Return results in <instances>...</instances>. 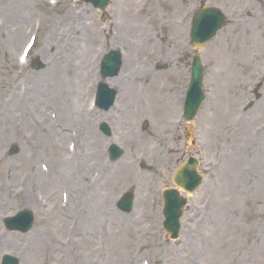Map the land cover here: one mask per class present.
Masks as SVG:
<instances>
[{"label": "rangeland", "instance_id": "rangeland-1", "mask_svg": "<svg viewBox=\"0 0 264 264\" xmlns=\"http://www.w3.org/2000/svg\"><path fill=\"white\" fill-rule=\"evenodd\" d=\"M240 1L237 0L238 4H234L235 0H131L132 23L135 25V30H137V33H133L132 35L149 34L154 40L150 46L153 49V53H150L151 55L149 56L150 59L146 60L144 57L137 58L135 63L139 72L137 81L143 73L146 72V75H148L149 70L161 67L157 72H153V76L146 80L140 79L141 83L138 86L139 91H144L146 94L143 97L148 100L146 103V107L148 108L146 110L143 109L142 104L137 107L141 114L142 112L145 114L144 117H140L143 118L141 121L147 119L149 123V130L143 134V138L147 139L146 147L149 144L152 147L156 146L158 148L159 144L162 146L163 141L160 139V136L167 134L168 130L166 122L164 125H161L162 128L160 129H158L159 127L152 128L154 126V122L152 123L153 113L156 114L155 103L157 101L160 103L164 99L161 103H168L173 107V109L171 107L172 112L168 110L171 114L168 113L167 118L174 117L175 119L177 118L175 113L177 109L173 106V97L177 98L179 95L181 97L188 87L189 76L185 68L189 56L192 59L194 54L188 37L193 14L201 6L212 5L220 8L228 18L227 26L219 32L218 36L212 42L207 44L200 52V56L205 68L204 89L207 97H211L215 83L216 86H220L219 84H221V91L225 95V98L229 97L232 99V107L230 108L229 105L223 111L221 120L217 119L212 124L208 123L209 118L205 117L206 108L205 110L201 109L191 127L183 125L180 128L179 135H182V138L189 132V128H192L191 140H195V147L191 145V142L186 147L182 146V142H179V146L177 145V147L184 148L185 151H191L199 159L200 156L202 157L203 163L201 164V170L205 174V181L202 188L190 198V205L182 220L183 228L179 240L174 242L168 239V236L161 227L162 216L160 211L152 213L142 211L136 207L135 212L130 216H125L118 212L116 208L117 201H119L125 192L132 189L131 186L124 187L122 184H119L114 189L113 194L108 197L111 202V204L108 203V209L110 211L116 209L117 217H100L95 224H92L89 228H85L82 231V235L87 240L89 239V244L86 245L90 247L88 250L83 246H76L77 250L72 248V251H70L69 247L63 245L58 246L54 242L49 241L50 251L52 252L54 250V254L53 252L52 254L57 260L49 261L46 253L47 260L44 255L34 258L31 254L36 249L35 247H40L41 242L39 240H41L42 235L48 230L54 233L55 226L49 225V222L41 219L37 221V224L30 233L20 236V234L6 232L7 230L3 226L2 219L1 224L4 228L2 231L6 232L7 243L0 242V258L1 253L4 251L16 256H23L21 264H76L75 262L69 263L71 260L74 261L75 258L76 262L80 260L81 263H88L87 261L94 260L96 264L102 262L103 259L104 264H143L144 261L149 264H264V111L260 113L261 103L263 105L264 100V85L262 84L264 83V76L262 77L261 74V71L264 69V60H259L255 63L257 69L252 71L251 68L246 66V56L244 57L251 50L244 53L243 57L237 60L239 48L233 49L231 43L230 50L223 52V55L229 52L228 59L221 61L219 69L215 67V62H220L222 56V51L217 47L218 42L221 41L223 43V40L232 33L233 26L237 23L236 14L241 13L250 4H248L247 0ZM259 1L264 2V0H254V10L264 13V9H261L259 6ZM142 4L146 7L142 8ZM73 5L76 6L74 8L75 11L72 9L69 10ZM67 12L72 14L76 29H73L72 23L63 20ZM107 13L110 15V21H103L101 20L100 12L93 9L90 5L81 3L80 0H0V50L2 52L4 45L2 44V40H5L4 38L6 36L10 37L15 30V26L13 25H16V20H12L11 18L18 16L20 22L18 29L21 32V40L15 48L6 44L4 59L8 61L9 57L12 56L14 58L17 56L22 44L27 41L28 36L37 35V45L31 53V60L24 74V79L26 77L29 85H31L32 79L34 78L32 76L36 77L46 73L49 65L51 66L52 53L55 52L54 47L48 50L50 52L48 57L42 53L48 38L52 39L54 37L57 42L65 40L70 43H76L77 40L81 39L85 41L87 39L86 37L90 36L99 39L100 45L101 41L105 40L103 31L107 30L108 32V30L113 29V25L116 23V5L113 0ZM56 25L59 27L66 26L68 30L62 32L61 30L63 29L57 28L49 36L50 29L56 27ZM70 25L71 27H69ZM88 25H91V28L87 30ZM24 29L26 32L23 34ZM245 29L246 34H237L241 32V29L234 30L232 37L236 38L238 35H242L241 40L252 38L253 32L251 30H256V28L246 27ZM94 32H101V38L95 37ZM107 40L108 42L106 43L104 51H96L98 48H95V50L91 48L87 58L90 56L91 60L94 52L101 53L100 58H102L107 51L116 49L111 47L112 40L110 37ZM232 42L234 43L235 40L232 39ZM53 43L56 45L55 42ZM119 49L122 51L121 48ZM64 52L61 51L60 61ZM36 60L43 65L42 69H37V67L32 68V63ZM12 61L14 62L13 69L7 68V73H4L1 68V79L2 77H6L8 80L11 71L16 73V61ZM89 62L92 63V61ZM154 62L160 64L154 67ZM61 63H63V60ZM74 63H76V59H72L71 57L68 65L65 64L67 70L62 68L60 73L65 79L70 76H75ZM98 64L99 62L95 66ZM93 65L94 63L89 68V73L86 78H75V83L71 88V93L77 92L78 94V107L81 106L80 117L78 116L80 121L85 118L88 121L89 118L88 104L91 100L90 83L93 74ZM120 75V78L124 77L123 70ZM120 78H115V84H119ZM11 82L10 80L6 86H3V89H0V106L5 99V92L3 90L11 86ZM126 84L122 83L121 86H126ZM258 84H262V90L260 92L262 98L260 102H256L255 107L249 113L248 118L250 119L247 120L248 125L246 126L249 134L247 138L243 139L242 132L240 133L238 131L235 133L233 130L232 118L234 113H236V107L254 100L251 90ZM144 86H147V88H144ZM150 86H152V89H148ZM55 92L54 90L50 94H45V98H43L42 107L45 110V115L40 118L46 116L45 121L47 122H50L49 114H57L58 117L60 116L58 107L52 106L46 100L48 95L52 97L53 94L55 95ZM59 94L63 96V91H58V99H61L62 97L60 98ZM48 100H50L49 97ZM119 104L123 108V99L120 100ZM67 113L68 111H65V114ZM74 114L75 111L69 115L71 118L68 117L67 120L59 119L58 129L62 128L66 133L65 135H67L63 143V151L65 154L67 153V149L69 150L68 145L72 140L74 142L76 141L75 145L78 151L80 132L78 133V139L73 137L76 131L78 132L77 118ZM25 117H27L26 114L23 115V119ZM135 119L136 116L132 118V121ZM162 121L165 120L163 119L160 122L162 123ZM108 123L114 128L113 120L111 121L109 118ZM157 123L159 122L157 121ZM134 126L127 124L126 128L124 127L122 129L120 135L123 139L128 137L131 140L135 139V135L133 134ZM220 126L223 135L218 134V127ZM137 130L142 135L141 129ZM36 133L37 129L34 125L31 124L28 126L27 138L30 140V143L21 145L20 149L18 150L17 148L16 153L13 155L9 153L12 148L10 142L13 139H8L5 142L0 137V155L5 159L0 166V179L4 178L5 169L9 166V163H12L11 161L17 162L20 165L23 156L31 157V152L34 150L35 156L32 158L36 161L35 169L40 173L42 171L40 169L41 162H44L48 166V161L51 163L49 167L53 171L62 170L66 173L68 172V182L57 185L56 194L60 200L59 193L61 188L71 189V186L76 187L77 181L74 175L75 165L69 159L66 167H59L55 163V156L51 147L45 152L40 147H36L31 143V139H33ZM249 137L251 141H249ZM19 139L17 137V140ZM247 139L248 143L246 142ZM109 141L122 146L125 152L123 160L116 164L111 163L107 156L106 145L109 144ZM109 141L108 143L104 140L100 142L101 146L98 151L104 154L103 158L93 157V154L91 152L89 153L90 157L87 159L86 176L90 178L93 170H104L100 165L104 163L109 164L106 170L111 174V180L113 181L117 180L116 174L120 169L133 168L135 169L134 173L135 171H139L138 161L136 162L135 158L137 151L134 150V146L131 144L130 146H124L117 138H112ZM13 157H15V160H13ZM90 165H93V168L89 172L88 168ZM19 169V167L15 168L11 164V170L7 172L8 178L4 180L3 185L0 184V190H4V187H6L13 194L17 188H24L26 183L29 185V181L34 180L35 182L29 188L31 190L30 192L34 194L36 192H42L44 195V189L36 188L39 182H37V179H32L33 169L31 166L26 170L22 169L21 171L23 172H20ZM149 175L152 176L153 174ZM146 179H148V176L144 177V180ZM8 180H11V183ZM111 180L109 179L108 181L110 182ZM99 181H97L96 187L99 186L101 188L104 183L101 181L100 183ZM142 182L135 184L138 187V202L143 201L140 193L142 191ZM80 183H82V180L79 181ZM228 185L232 187L230 195L224 192ZM20 199L11 198L12 206L13 203H20ZM73 203L78 204L79 202L74 198L71 206ZM79 205L82 207L81 203ZM18 210L14 207L10 212L6 213L5 217L15 214ZM140 212H143L145 216L140 214ZM69 213L79 219V214L73 213L72 211H69ZM130 220L137 221L135 234H126L123 232L125 229L122 224ZM149 221L154 225V231L153 233L147 234L145 228L149 225ZM42 227L43 229H41ZM60 232H58V236ZM36 233L39 234L38 237H35ZM76 234L77 231L73 234L72 240L74 236L81 239ZM137 234L140 235L139 241L136 240ZM45 235L47 237L53 234L49 233ZM28 237H31V240ZM64 237L65 235L63 233L61 239H64ZM124 237H127L129 241L122 247L123 245H120V242L124 240ZM106 238L107 240H105ZM153 238L154 241H152ZM103 242L105 243L100 246L99 244ZM97 245H99V251ZM27 246H31L30 251L27 250L28 253L24 250V247ZM120 253L125 256V259H121Z\"/></svg>", "mask_w": 264, "mask_h": 264}, {"label": "bare ground", "instance_id": "bare-ground-1", "mask_svg": "<svg viewBox=\"0 0 264 264\" xmlns=\"http://www.w3.org/2000/svg\"><path fill=\"white\" fill-rule=\"evenodd\" d=\"M115 2L117 16L116 23L113 25V29H110V31L107 32L106 36L111 37L113 47L125 49V51L123 50L125 52V61L123 63L124 77L120 78L119 85L122 83H127L126 96L124 99L123 108L121 107L120 116L117 119L115 117V122H113L114 125L118 128V133L120 134L122 129L125 127V122H128L131 118H134L138 115L139 108L137 107L142 104L143 108H146V103L148 102V100L143 97L145 96L143 91L141 94L139 92L137 93V91H139L138 84L134 81L132 77L137 75L135 74L137 70L134 69L137 58L150 56V53H153V49H150L149 47L151 46L154 40L149 34L138 36L132 35L133 33H137V30H135V25H133L132 23L131 0H116ZM247 2L248 4H250L241 13L236 14L237 23L233 26V31L241 29V32L237 34L245 33L246 27H256L260 31L251 30L253 32L252 38L243 40H241V38L243 37L242 35H238L236 38H233L232 31V33L229 34L223 40V43L219 41L217 47L222 51V56L219 64H221V61H223L224 59H228L229 52L226 55H223V52L230 50L231 43L233 49L239 48L238 58H236L237 60L242 58L244 53L251 50L248 55H244V57L246 56V66L248 68L252 67L255 62L259 60H264V15L254 10V0H247ZM258 3L259 6L264 9V2L259 1ZM234 4H238L237 0H235ZM65 17L66 19L64 18L63 20L72 23V26L74 27L73 29H76V26L72 19V14L70 12H67ZM11 19L16 20V25H13L15 26V30L13 31L14 34L12 33L10 37L6 36V38H4L5 40H2V44L4 45L0 59V75L1 68L3 69L4 73H7L8 69H13L14 66L10 57L8 58V61H5L4 59L6 54V44L12 46V48H15L21 40V32H19L18 29L20 25L19 17L14 16ZM57 27L58 26L50 30L49 36ZM62 27H64L63 30H61L62 32L68 30L66 26ZM69 27H71V25ZM88 28H91V25L87 26V30ZM86 38L87 39H85V41L79 39L76 41V43H70L65 40H60V42H57L54 37L52 39L48 38L46 46L42 50V53L44 55H47L48 57L50 54L48 50L52 47H54L55 49V52L52 53V63L51 66H49V69L44 74L38 75L36 77L32 76L34 78L32 79L30 89H27L25 95L23 93H20V86H18L16 89V91L18 92L13 89H10V87H7L5 90H3L5 92V95H7L9 98L6 99L0 106V112L3 118L0 120V137L3 141L6 142L8 139L11 140L12 138L13 140L12 142H10V146L16 152L17 148L19 150L21 145L23 146L30 143V140L27 138V133L28 126L32 124L36 127L37 133L34 135L33 139H31V143L34 144L36 147H40V149L45 152H47V150H49V147H51V150H53L54 152L55 163L58 164L59 167L64 168L68 165V161L71 158L68 149L66 154L63 151V143L67 135H65L66 133L62 128L58 129L59 121L52 123L50 117V122L45 121L46 116L40 118L41 116L45 115V110L42 107V102L43 98H45V94H50L55 90L56 96L54 94L52 97L48 95L50 100H48V97L46 100L49 101L52 106L58 107L60 112L59 119L67 120L68 117L71 118V116L69 115L72 114L73 111H75L74 115L77 118L76 123L78 126V133L80 132V142L78 146V151L75 147V152L72 156V160L73 162L77 161L76 167L78 169L75 171L74 175L78 181H81V179L82 181H84L86 180V178H88L86 176V165L88 163L87 159L90 157V152L93 154V157H104V154L98 151L99 147L101 146L100 142L103 139H100L94 130L91 131V127L87 125L86 122H82L79 120L78 116L81 113V106L78 107V94L77 92L71 93V88L75 83V78L80 79V77H82L83 79L84 77L86 78L88 76L89 68L92 66V63L89 61H91L92 59L90 60V56L89 58H87V55L89 54L91 48H93V50H95V48L101 50L104 45L103 41H101L99 45V39L97 38L95 39L90 36H87ZM231 38L235 40L234 43L232 42ZM52 41L55 42L56 45H54ZM61 51H65L61 59V61L63 60V63H61L60 61L62 55ZM71 57L72 59H76V63H74L75 76H70L65 79V77H63L60 72L62 68L67 70L65 64L68 65L69 59ZM5 66L7 67L5 68ZM146 74L147 73H143L140 76V79L146 80L147 78L153 76V71L149 72L148 75ZM225 74H227V72H225ZM17 77L18 76L14 74L13 71H11V76L10 78H8V80L6 79V77H2V79L0 77V89H3V86H6L10 80H16ZM219 85L220 86H216L215 83L214 88H216V90L214 91L212 98H210L207 102V107L211 109L210 113H208L207 115V117L209 118L208 123L210 124L217 121V119L221 120L222 114L224 113L223 111L227 109L229 105L230 108L232 107L231 100L228 97L225 98V95H223V92L221 91L222 85ZM145 88H147V86ZM148 89H152V86H150ZM58 91H63V96L59 94L60 98L62 97L61 99H58ZM161 102L159 103L157 101V103H155L156 114L154 117L158 116L157 120H160L161 113L167 115L169 113L168 110H172L171 106H167L166 103ZM21 105L23 106V113L26 114L27 117L18 120V117L16 116L14 111H17V107ZM65 111H68V113L65 114ZM115 113L116 112H111L108 115H113ZM218 129V134L223 135L221 132V126L218 127ZM242 134L243 139H245L248 137L249 131L244 129ZM17 137H19L20 139L17 140ZM138 139L134 140L137 141ZM47 140H49V142H47ZM146 141L147 140L143 139L141 142H138V145L144 146ZM249 141H251L250 137ZM17 142L19 145L17 144ZM246 142L248 143V139ZM157 154L158 156H160L161 152H157ZM149 156L151 155L149 154ZM32 157L34 156H23L20 165L17 164V162L11 161L12 163H9V166L5 169V175L3 176L4 178L0 179V184L3 185L4 180L8 178L7 172L8 170H11V164L14 165L15 168L19 167L20 172H23L21 171L22 169L26 170L31 166V168L33 169L32 179H37V182H39V185L36 186V188L44 189L46 191V197L49 199V201L51 200V202L46 201L45 198H42L38 201V199L33 195V193H29L31 191L29 189L30 186L33 182H35L34 180H30L29 185L27 183L25 184L26 189L24 191H15L13 192V194H11V190L8 188L6 189V187H4V190L6 189L5 191L0 190V211L4 212L11 208V198L16 199L18 197H22L25 203L29 202L31 205H35V210L42 217V220L49 222V225L55 226L54 229L56 230V232H54L53 235L46 237L45 234H49L50 231H45V234H43L41 240H39V242H41L40 247H35L36 249L31 255L34 258L38 256L40 257L42 255L46 257V253L49 261H56L57 258L53 255L54 250H52L53 254L50 251L49 241H52L59 246L65 245L66 239H61V237L63 236V233L64 235L66 232L68 233V230L72 226H69V224H67V222L69 223L68 220H64L63 218H61L67 213V211L66 209H62L57 204V202L59 201L56 198L57 195L55 196L53 192L58 183L61 184L62 182H67L68 172L66 173L65 171H63V176L61 179L52 177L51 171H53V169L51 167V171L49 170L48 173H44L42 171L40 173L35 169L36 161ZM16 158L18 157L16 156ZM13 160H15V157H13ZM4 161L5 159L2 157V155H0V163H3ZM47 163L48 165L51 164L49 161ZM100 165L102 169H104L102 170V175L100 178L104 177L105 179L107 177L105 181H102V183H104L103 187L100 188L98 186L93 190L90 185L88 186L84 182L82 183V185L79 184L78 187L73 186L70 192L69 200H71L72 197L74 198L73 195H76L75 198L81 203L82 207L80 208V210L74 211L75 209L70 207L69 201L67 204V209L73 211L74 213L80 214L79 221L77 222V226L74 229L75 232L77 231L76 235L80 236L81 239H78L76 238V236H74L72 242H70L75 243L78 246H83L87 249L90 248L89 246H86L89 244V239L87 240V238L82 235L83 229H87L92 224H95L98 221V218L100 217L111 218L113 216L114 218H116V209H112L111 211L110 209H108V203L111 204L108 199L109 195L111 196L113 194L114 189L119 184H122V186L124 187L135 186V180H137L140 176L139 173H134L135 169L124 168L120 169L119 172L116 174V181L111 180L110 176L109 179L111 181L109 182V172L106 170L109 165L105 163ZM58 177H61V174H58ZM8 182L11 183V180H8ZM224 192L227 195H230V193L232 192V187L228 185ZM136 224V220L124 222L122 224L125 229L123 232H125L126 234H135ZM41 229H43V227ZM59 231L61 232L58 236L57 234ZM38 235L39 234L36 233L35 237H38ZM139 239L140 235L137 234L136 240L139 241ZM128 241L129 239L127 237H124V240L120 242V245H123L122 247H124L125 243ZM120 255L121 259H125V256L123 254L120 253Z\"/></svg>", "mask_w": 264, "mask_h": 264}, {"label": "water", "instance_id": "water-1", "mask_svg": "<svg viewBox=\"0 0 264 264\" xmlns=\"http://www.w3.org/2000/svg\"><path fill=\"white\" fill-rule=\"evenodd\" d=\"M93 1H96L98 2V5L100 6H104L105 5V1L106 0H93ZM208 15H211L210 12H207L206 13V17ZM201 18H198V21L196 23V27L197 29H201ZM216 29H214L213 33L215 32ZM207 34L206 30H202V33H201V36L204 38V36ZM192 37L194 39V41L196 42H200L201 41V38H200V33H198L196 30H194L193 34H192ZM110 65V64H109ZM117 71V70H116ZM193 73H194V82H196L197 84H199V65H198V62L195 64V67H194V70H193ZM168 216L172 217L173 219L167 224V227L169 229H174V225L177 221V218L178 217V214L175 213L174 210H170V212L168 213Z\"/></svg>", "mask_w": 264, "mask_h": 264}]
</instances>
